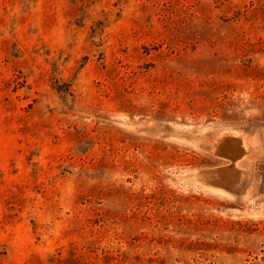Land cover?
Wrapping results in <instances>:
<instances>
[{
  "label": "rangeland",
  "instance_id": "1",
  "mask_svg": "<svg viewBox=\"0 0 264 264\" xmlns=\"http://www.w3.org/2000/svg\"><path fill=\"white\" fill-rule=\"evenodd\" d=\"M0 264H264V0H0Z\"/></svg>",
  "mask_w": 264,
  "mask_h": 264
}]
</instances>
